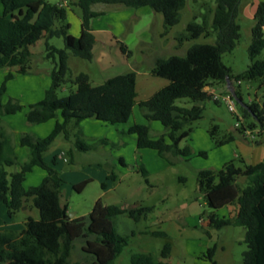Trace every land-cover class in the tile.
<instances>
[{"label": "trees", "instance_id": "obj_1", "mask_svg": "<svg viewBox=\"0 0 264 264\" xmlns=\"http://www.w3.org/2000/svg\"><path fill=\"white\" fill-rule=\"evenodd\" d=\"M187 0H72L66 5L47 0H0V70L15 68L18 74L32 72L33 54L29 46L41 37H46L44 57L52 59L50 69L51 84L43 97L27 105L26 122L38 124L56 118L52 130L44 137L22 132L19 144L28 149L24 161H19L15 144L1 122V116L21 111L24 105L17 98L8 97L3 102L7 82L13 78L8 72L0 84V205L4 204L11 217L28 204L38 211V218L26 216L20 230L0 228V264H115V259L128 244L129 236L118 234L115 218L123 212L138 221L146 217L152 206H136L128 209L114 204H104L98 198L87 215L70 217L66 205L61 203V175L54 167V160L44 159L53 140L62 134L72 143L67 150L72 162L74 151H88L98 145L106 144L101 138L88 143L80 125L85 118H96L111 124L125 123L137 104L147 123H134L127 133L134 134L138 148H152L168 158V155L189 159L188 146L179 143L189 136L191 122L203 115L202 102L212 99L208 88L214 84L228 85L233 94L237 90L233 83L241 79H260L264 84V59L258 58L264 49V1L256 4L252 16L251 41L247 47L249 64L240 73H233L225 65L221 56L233 50L241 36L238 18L242 0H194L204 8L195 13L184 29L175 35L178 44L193 41L182 55L171 54L157 57L150 68V74L163 77L168 82L150 96L135 102L136 72L133 70L105 78L99 84H92L89 74L84 71L73 73L69 57L74 56L90 61L93 58L94 36L89 21L103 13L93 9L95 3L119 4L126 7H150L163 17L164 36L169 29L180 22L181 10ZM81 9V31L78 36L69 33L67 8L70 4ZM200 18V20H198ZM215 35L213 42H194L200 36ZM52 37H61L63 48L50 43ZM118 48L126 55L130 50L120 40ZM67 85L69 93L58 95V90ZM206 87H208L206 89ZM189 98L191 106L178 105L177 99ZM244 115H251L249 127L258 126V134L264 135V94L261 102L250 101L243 106ZM151 121H158L163 131L153 137L150 132ZM237 130V129H236ZM245 128L242 131L244 134ZM218 125L211 124L208 133L215 145L231 142L234 134L217 137ZM115 146V143H111ZM199 154H204L200 152ZM238 161V163H236ZM18 166L9 172L7 167ZM38 166L45 170L42 180L29 187L23 182L25 175ZM147 180V171L141 168ZM107 178L115 180V173L109 172ZM184 179V177H183ZM89 180L74 187L81 190ZM197 191L202 195L209 228L240 226L244 229L246 249L237 264H264V160L255 164L246 163L241 157L225 162L218 169L204 168L197 172ZM105 187V183H101ZM229 207L228 214L217 217L215 211ZM200 216V217H201ZM207 236L210 233L207 231ZM82 241V257L71 260L76 241ZM217 246L207 248V264H217ZM170 245L165 243L161 260H155L149 253H133L130 264H167Z\"/></svg>", "mask_w": 264, "mask_h": 264}, {"label": "rangeland", "instance_id": "obj_2", "mask_svg": "<svg viewBox=\"0 0 264 264\" xmlns=\"http://www.w3.org/2000/svg\"><path fill=\"white\" fill-rule=\"evenodd\" d=\"M52 1L60 2L62 0ZM71 1L72 0H68V2ZM253 1L255 0H242L241 12L238 18V22L241 26V36L237 41L235 48L229 52L223 53L221 56L223 63L230 67L233 73H240L244 71L250 62L247 47L251 41V26L253 24V19L252 13H250V8ZM105 4L106 3L98 2L93 5V8L102 9ZM70 5L72 7V12L80 17L81 9L76 5ZM102 11L106 16H104L103 19L100 18L97 20L100 22L102 20V25H105L106 23L110 24V21L112 20L110 13H112L113 9L105 7ZM203 11L204 8L198 5V3L194 0H187L184 8L181 10L180 22L173 26L172 29L177 32L183 30L185 24L192 19L195 13L198 14V12ZM132 12H135V15L128 16L126 21L121 24V31L117 32V40L122 41L126 46H128L130 50L129 55L120 51L118 48L119 44L111 33L103 32L98 36L100 41L96 42L93 46V58L90 61L71 56L69 57V65L73 73H77L78 71L87 72L92 84L102 82L105 77L133 70L137 75L136 99L139 100L148 97L168 82L166 78L150 74L149 70L151 67L149 65L151 63V57L155 54H162L164 56H168L170 54L182 55L185 52V48L193 41L185 42L182 48L174 50L173 45L169 43V38L161 40V38L158 37V32L162 26L161 14L154 13L150 7L146 6L132 9ZM74 18L75 16L71 14V22H74ZM198 20H200V18ZM108 24L107 26H109ZM214 38V34L209 37L200 36L194 42H213ZM47 41L58 48L64 47V42L61 37H52L49 40L47 39ZM45 47V36L41 37L33 45L29 46V50L33 54V74L28 75V79L37 78V74H47L50 76L49 73L53 66V61L52 59L44 57ZM101 49L103 51L99 55ZM258 58L264 59V49L259 54ZM1 82L2 76H0V84ZM17 82L18 81H15L12 86L17 88L18 91H23L27 95H30L26 96L27 99H33L36 97V94L33 92L34 90H31L29 87H20L21 83L17 86ZM261 82L262 81L260 79L245 78L241 79L239 84L233 83V86H235L238 92L237 95L232 93V88H229L228 85L214 84V88H208L209 90H214V92L218 95H226L228 93L231 94L235 104V111L232 112L229 110L227 103L222 99V97L219 99V102L209 99L201 103L203 106L202 117L189 124L192 128L190 136L181 142L182 145L189 147L191 152L190 159L187 161L182 159L180 162L177 161L176 164L171 165V167L163 172L147 176L148 182L145 181L142 174L132 173L131 176L125 179L121 185L116 187V190H112L108 195L103 196L101 201L103 203L113 201V199L118 197L116 193L120 194V197L118 198L120 199L121 197L123 198L125 194L130 192L129 201L136 200L146 204H156L158 209L154 213L155 216L179 220L189 230L194 229L195 227L199 229L201 221L198 216L195 217V215L189 211L190 209L188 208V204L189 201L193 199L199 200L200 203H203L204 200L202 195L197 191L196 177L197 172L199 171L198 169H218L212 160L215 151L210 150L206 146L207 139L205 136L209 138L208 129L211 124L218 125V131L216 133L217 137H222L224 134L232 133L236 137H240V135H242L254 143L262 142L261 144H258L257 147L263 151L264 155V135L257 133L258 126L253 128L249 127L250 123L253 121V117L251 115H244L243 111L244 104L249 103L250 101H262L264 84H261ZM69 91L68 86L64 85L58 90V95H67ZM8 94L9 92L4 95L7 96ZM24 102L27 103L25 100ZM30 103H34V101ZM176 103L184 106L192 105V101L189 98L177 99ZM26 105L28 104H25V109H27ZM140 115L142 114L136 105L134 107L132 120H135L136 117L139 118ZM151 124L150 132L153 135L158 136L161 132H159L160 129L155 127V125L159 126L160 123L158 121H152ZM34 125L36 124H29L25 121V124H22L21 127H23V129L31 130ZM243 127L247 130H251L254 137L250 138L249 136L243 134L242 131H238L243 129ZM233 128L237 130L233 131ZM118 134L119 136H123L128 133L126 131L119 132ZM203 135L205 139L203 138ZM229 144L230 146H235L233 143ZM119 145V143H115V146L112 147ZM92 150L94 149H91V151ZM202 150L205 151L207 157L199 155ZM83 152L86 153L87 151H76L75 158L82 159V162L85 161L91 163L89 162L91 159L99 157L98 153L83 155ZM178 158L179 157H177L176 160H178ZM262 158L261 160H264V156ZM236 163H238V161H236ZM76 164L77 162H75L74 165ZM68 165V167H75L74 165H71L70 162ZM79 165H83L81 161L79 162ZM101 166L105 170H109L108 165L102 163ZM15 169V166L7 167L9 172L14 171ZM180 176L184 177L185 181H181L179 179ZM40 180L41 178L39 177V174L33 173L32 175H28L25 185L32 186L39 183ZM101 192L102 189L97 179L90 180L81 191L73 190V192L69 193L70 195L68 194L67 196L69 207L71 209L69 213L76 212L79 215H87L91 210L93 199L98 198L97 195H100ZM223 210L221 209V211H219L222 212ZM14 215L15 217L13 223L14 226L18 228L20 227V223L25 220L26 216L30 215L38 218V211L36 208L31 207L28 202V204L25 205V209L22 207L20 210L15 212ZM1 217L3 222L5 221L4 223H6V216L2 215ZM201 219H203L204 224H207L206 214L201 216ZM209 231L211 233V237L209 238L205 236L204 240H200L195 247H192L193 245H188V243L191 242L188 240V236L176 238L170 237L169 242L171 243V252L165 261H167L168 264H202L200 261L201 251H199L201 247L205 250L209 246L216 245L217 249L215 252V259L217 260V264L239 263L242 259V254L246 249V244L244 242V229L240 226H224L220 229L210 228ZM189 239L193 238L189 237ZM165 241V238L154 237L150 242L147 251L157 258H161L160 252ZM81 245L82 241H76L75 248L71 254L72 261L81 259ZM140 247L134 244L129 245V247H125L119 255L121 256V264H130V254L132 252L142 251Z\"/></svg>", "mask_w": 264, "mask_h": 264}, {"label": "crops", "instance_id": "obj_3", "mask_svg": "<svg viewBox=\"0 0 264 264\" xmlns=\"http://www.w3.org/2000/svg\"><path fill=\"white\" fill-rule=\"evenodd\" d=\"M47 1L52 2V3H60L62 5H66L68 2V0H62L60 2L52 1V0H47ZM260 1H264V0H255L252 2L251 8H250V13H252V16H253L256 4ZM105 7H109L110 9H113L112 13H110V15L112 16V20L110 21V24L106 23L105 25H102L101 23L102 20L101 22L97 20L100 18L103 19V17L106 16L104 15V12L102 15L92 17L89 21L90 31L94 36V44L100 41L98 39V36L100 35V33H103V32L111 33L113 37H115L117 40L118 39L117 32L121 31L122 22L124 23L126 19L128 18V16H134L135 12H132V9H137V8H132V7H126V6L119 5V4H105L103 5L102 9H95V10H103ZM71 8L72 7L67 8V16H66L67 21L70 24L69 33L73 36H78L81 31V14L79 17L74 12H72ZM1 10H2V7L0 4V13H1ZM71 14L75 16L74 22H71V19H70ZM107 24L109 26H107ZM162 30H163V17H162V26L160 27V31L158 32V37H160L161 40L169 38V43L173 45L174 50H176L177 48L180 49L183 47L185 42L183 44H178L177 41L175 40V35L179 31L177 32V31H174L172 28H170L166 35L161 36L160 33L162 32ZM187 47L185 48V51ZM102 51L103 50L101 49L99 52V55ZM157 57H166V56L162 54L153 55L151 57V63L149 65L150 67L153 65L154 60ZM8 72L13 73V78L10 79L6 84L5 94L9 92L10 95L9 94L7 96L4 95V97H2V101L5 102L8 99V97L17 98L24 105V108L21 111H18L16 113L1 116V122L6 132L8 134H11L13 137V141L15 144V152L18 157V160L24 161L27 158L29 151L26 147L21 146L19 144V137L21 133L28 132L37 137H44L47 134H49V132L52 130L55 121L57 119L61 120V117L59 113H57L58 115L56 118L50 119L43 123H38L34 125L32 127L33 129L31 130L23 129V127L21 126L22 124H25V121H26L25 104H29L30 102H33V101L36 102L43 97L45 90L51 84V77L48 76L47 74L46 75L37 74V78L28 79V75L33 74L32 72L28 74H18L15 72V68H11V69L5 68V69L0 70V76H2V81L4 79V76ZM15 81H18L16 83L17 86L18 84L21 83L20 87H29L31 90H34L33 92L36 94V97L33 99H27L26 96H30V95H27L23 91H18L17 88L12 86L13 83H15ZM136 85H137V80H136ZM136 91H137V88H136ZM23 98L27 103L24 102ZM137 101L138 100L135 98V102ZM136 105L137 104H135L134 107ZM134 107H133V110L131 112L129 119L125 123L111 124V123H108L106 121H102L96 118H85L81 120L80 125L82 127L83 133L88 143H92L93 141L101 139V138L107 139V142H108L106 144H101V145L96 146L95 148H93L94 150L92 151L89 150L90 152L87 151L86 153L85 152L82 153L83 155H91L90 153L92 154L98 153L99 157L98 158L95 157V159H91V161H89L91 163H88L85 161L82 162V159L75 158L76 151L73 152L72 162L74 164L75 162H77V164L74 165L72 162H70L69 157L66 152L68 149L72 147V143L70 141L65 140L62 134H59L48 147L47 151L44 154V159L48 163H51L54 160L55 162L54 167L59 171L61 175L62 181L60 185V199H61V203L63 205H66L67 207L68 215L71 209L69 207L67 196L69 193L73 192V190H76L74 187L76 184L84 180L90 181L92 179H97L100 186H101V183H105V187L104 188L101 187L102 192L100 193V195H97L98 198L102 199V197L105 195H108L110 191L116 190V187L121 185L122 182L128 177H130L132 173L141 174L142 167L146 169L148 176H150L152 174L165 171L166 169L171 167V165L176 164L177 161L180 162L182 159L186 160L181 156H173L170 154L168 155V158L163 157L157 152V150L152 149V148H138L134 134L128 133L126 135L119 136L118 134L119 132H126L129 129V127L132 126L134 123H144V124L147 123V120L142 115H140L139 118L136 117L135 120H132V117L134 115ZM151 122L149 123L150 126L152 125ZM155 127H158V129H160L159 132L163 131V126L161 125V123L159 126L155 125ZM233 131H236V129L233 128ZM190 133H189V136H190ZM151 135L153 137H157L156 135H153L152 133ZM205 137L207 139L206 140L207 148H209L212 151H215L213 154L212 160L216 164L215 166H217V168H219V166L221 167L225 162L231 159L239 158V157H241L246 163L255 164L259 161H262L261 158L264 156L263 151L258 149L257 147V145L261 144L262 142L254 143L253 141L246 139L242 135H240V137L234 136V139L231 142H228L222 145H215L210 135H209V138L207 136ZM205 137L203 135L204 139ZM187 138L183 140H186ZM181 142L179 143L180 147L186 146V145H182ZM111 143H119L120 145L116 147H112L110 145ZM229 143H233V145L235 146H230ZM200 152H204V154L203 155L199 154V155L207 157L205 151L202 150ZM101 153H102V156H101ZM177 157H179L178 160H176ZM79 160L81 161L83 165H79V162H80ZM107 161L109 162V164ZM69 162L71 163V165H74L75 167H72V166L68 167ZM102 163H104L105 165H108L109 170H105L101 166ZM15 167L16 169H18V166H15ZM201 169H204V168H201ZM112 171L116 175V178L113 181L107 178L108 173ZM33 173H38L41 180L45 176L44 169L38 166L33 167L32 170L25 175V180L23 184L26 188L29 187V185L27 186L25 185L27 177L28 175H32ZM179 179L181 181H185V178L183 179L182 176H180ZM83 188L81 190H83ZM81 190H77V191H81ZM116 195L118 196L117 198L113 199V201L105 202L104 204H114V205L119 206L120 208H125V209L136 207V206H152L151 211L146 213V217H142L138 221H135L131 217H129L127 212L120 213L119 215L116 216L114 220L115 229L117 233L121 235L129 236L128 244L125 247L127 246L129 247V245H133V244L139 247L141 246L140 248L142 249V251L132 252L131 254L133 253L151 254L150 252L147 251V248L154 237L165 238L166 240L165 243H168L170 245V252H171V243L169 242L170 237L176 238V237L188 236V240L191 241L190 243H188V245H193L192 247H195L200 242V240H204L205 236H207V231L210 233L209 231L210 228L208 227L207 224H204L203 219H201L200 217L201 214L206 210V205H205L204 200H203V203H200L199 200L197 199H193L189 201V204H188V208L190 209L189 211L192 214H194L195 217L198 216L201 221V226L199 227V229L195 227L194 229L189 230L179 220H176V219L172 220V219H166L164 217L155 216L154 213L158 209L156 204L151 205L150 203L146 204V203L136 201V200L129 201L130 192L125 194V196L123 198L121 197L120 199H118L120 197V194L116 193ZM98 198L93 199L91 208L94 202ZM23 209H25V206L23 207ZM221 209L222 210L225 209V210L220 212ZM228 210H229V207H222L216 210L215 214L217 217H222L228 214ZM71 214H72L71 217L82 216V214L79 215L76 212H71ZM2 215L6 216L7 218L6 223H4L5 221L3 222V219L1 217ZM14 217L15 215L10 217L7 214V209L4 204L0 205V228L2 230L3 229L20 230L22 228L24 221L20 223V227L16 228L13 223ZM189 237H192L193 239H189ZM210 237H211V233H210ZM202 248L203 247H201V249L199 248L200 249L199 251H201L200 261L202 262V264H207L208 261L206 258V251L208 247L205 250H203ZM170 252H169V255H170ZM119 255L116 258L117 260L115 259L116 264H121L120 262L121 256ZM153 257L154 259L156 258L155 260L162 259V258H157L156 256H153ZM129 260H130V257H129ZM163 260L165 261V259ZM165 262L168 264L167 261Z\"/></svg>", "mask_w": 264, "mask_h": 264}, {"label": "built area", "instance_id": "obj_4", "mask_svg": "<svg viewBox=\"0 0 264 264\" xmlns=\"http://www.w3.org/2000/svg\"><path fill=\"white\" fill-rule=\"evenodd\" d=\"M208 87H206L207 89ZM209 93L212 95V98L215 100H219L221 97L222 99L227 103V106L229 108L230 111L234 112L235 108H234V101L232 99V95L231 94H226V95H218L216 92H214V90H209ZM244 134L246 136H249L250 138H253V132L251 130H244Z\"/></svg>", "mask_w": 264, "mask_h": 264}, {"label": "water", "instance_id": "obj_5", "mask_svg": "<svg viewBox=\"0 0 264 264\" xmlns=\"http://www.w3.org/2000/svg\"><path fill=\"white\" fill-rule=\"evenodd\" d=\"M69 216L71 217V216H72V214H71V213H69Z\"/></svg>", "mask_w": 264, "mask_h": 264}]
</instances>
